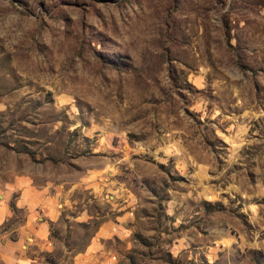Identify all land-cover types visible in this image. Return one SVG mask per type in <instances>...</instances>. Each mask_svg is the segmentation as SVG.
<instances>
[{
    "label": "rangeland",
    "instance_id": "1",
    "mask_svg": "<svg viewBox=\"0 0 264 264\" xmlns=\"http://www.w3.org/2000/svg\"><path fill=\"white\" fill-rule=\"evenodd\" d=\"M0 264H264V0H0Z\"/></svg>",
    "mask_w": 264,
    "mask_h": 264
},
{
    "label": "crops",
    "instance_id": "2",
    "mask_svg": "<svg viewBox=\"0 0 264 264\" xmlns=\"http://www.w3.org/2000/svg\"><path fill=\"white\" fill-rule=\"evenodd\" d=\"M26 193H28V191H24V195H25ZM26 203H27V204H26ZM23 206H24V207H27L28 209L31 210V206H32V204H30L29 202H25ZM99 235H100V232H99ZM98 246H99V245H98ZM93 252H94V250H93ZM88 253H90V250H89ZM88 255H89V254H88ZM91 255H92V254H91Z\"/></svg>",
    "mask_w": 264,
    "mask_h": 264
}]
</instances>
